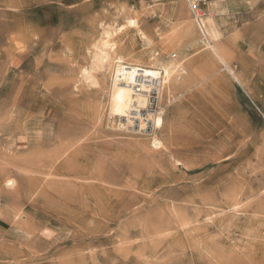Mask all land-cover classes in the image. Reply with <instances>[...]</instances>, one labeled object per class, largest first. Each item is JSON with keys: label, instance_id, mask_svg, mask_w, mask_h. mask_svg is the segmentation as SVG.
Segmentation results:
<instances>
[{"label": "rangeland", "instance_id": "1", "mask_svg": "<svg viewBox=\"0 0 264 264\" xmlns=\"http://www.w3.org/2000/svg\"><path fill=\"white\" fill-rule=\"evenodd\" d=\"M193 3L0 0V264H264V51ZM105 31L170 65L151 135L111 116L113 60L83 78Z\"/></svg>", "mask_w": 264, "mask_h": 264}, {"label": "bare ground", "instance_id": "2", "mask_svg": "<svg viewBox=\"0 0 264 264\" xmlns=\"http://www.w3.org/2000/svg\"><path fill=\"white\" fill-rule=\"evenodd\" d=\"M128 25L134 27L136 25L135 20L129 19ZM206 33L213 35V26L211 25V20L209 19H204V21H202V35L205 38ZM102 34L103 38H101L100 43L95 46L91 68L83 70V78L86 82H91V73H93L91 70L98 65H105L107 63L110 64L113 60L114 67L112 73V85L109 93L110 114L113 117L126 118L127 121L132 118L138 121L140 128H142L145 126V123H143L139 110L145 109L147 105V99L142 93L147 92L148 86L151 85L154 80L160 79L161 88L158 95L161 96L162 94H165V90L169 89L173 72L170 65H158L156 62H151V64L148 63L149 59L146 56H139L140 58H138L134 63H125L121 57H115L113 59L111 51H113L114 48L111 44L109 45L107 40L110 35L107 31ZM201 43L205 44L203 41H201ZM210 48L215 53L217 59L224 64L225 68H227L223 57L219 55L212 46H210ZM136 85L140 88L138 94H134L133 91V87ZM133 106H135V110L131 109ZM129 115H132V117H129ZM149 117L150 118L148 120L151 119L153 121L154 129L162 127L161 114L156 117ZM126 124L128 123L126 122ZM122 126L124 127L125 124ZM156 144H159V142ZM78 175L79 174H76V176ZM9 184L10 183L8 182V185Z\"/></svg>", "mask_w": 264, "mask_h": 264}, {"label": "crops", "instance_id": "3", "mask_svg": "<svg viewBox=\"0 0 264 264\" xmlns=\"http://www.w3.org/2000/svg\"><path fill=\"white\" fill-rule=\"evenodd\" d=\"M255 4L258 5L256 6ZM165 5L167 7V13H169L170 6L167 3H165L164 6ZM251 8L253 12L257 10V16H255L252 21L249 17ZM209 9H204L206 13L204 19L211 20V25L213 26V35L208 33L210 37L206 33V36L210 37L212 40V46L217 47L221 43L220 39L223 38L228 31L235 28V34L241 37L243 44L245 46H252L251 48L253 49H250L254 52L253 61L256 59L255 57L258 51L260 53L264 51L262 48L264 45V16L261 14V12L264 13V6H260V0H209ZM174 17L175 13L171 12V20L174 21ZM175 23L176 22H173L172 24ZM179 35L178 33V36ZM244 50L247 51L246 47H244ZM20 59V57L11 58L8 61L10 69H13L12 67L16 66L14 64L20 62ZM242 63L244 62L242 61ZM260 82L263 85L264 78ZM259 93L261 94V103L264 105V88L261 89Z\"/></svg>", "mask_w": 264, "mask_h": 264}, {"label": "built area", "instance_id": "4", "mask_svg": "<svg viewBox=\"0 0 264 264\" xmlns=\"http://www.w3.org/2000/svg\"><path fill=\"white\" fill-rule=\"evenodd\" d=\"M203 3H193L190 5V12L192 14L193 21L195 22L198 31L200 34H202V21L206 17V13L204 12V6ZM161 88V82L160 79L154 80L151 85L148 86L147 92L142 93L146 99H147V105L146 108L143 110H139L140 116H142V119L145 122V126L141 129L139 126V122L136 120H130L132 129L139 134L142 135H151L153 130V124L152 122H147V118L151 115L152 117L157 115V105H158V93ZM140 88L138 85L133 87L134 94L139 93ZM132 110H135V106L131 108Z\"/></svg>", "mask_w": 264, "mask_h": 264}]
</instances>
